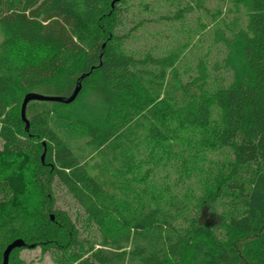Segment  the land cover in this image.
<instances>
[{"label":"trees","instance_id":"1","mask_svg":"<svg viewBox=\"0 0 264 264\" xmlns=\"http://www.w3.org/2000/svg\"><path fill=\"white\" fill-rule=\"evenodd\" d=\"M110 1L0 0V174L9 193L0 260L17 237L26 244L9 258L31 243L77 244L68 214L51 211L54 179L104 238L86 248L85 264H237L231 243L249 232L260 235L245 245V264H264V0H234L241 22H226L220 7L209 12L214 56L223 50L211 64V44L199 48L204 24L187 25L186 13H205L202 0L151 19L173 34L140 51L127 38L143 21L117 29L120 0ZM60 70L74 83L83 74L80 90L93 73L108 85L115 95L103 117L92 125L40 110L25 116V129L12 87ZM27 179L37 187L29 195ZM224 199L220 222L200 220L203 204Z\"/></svg>","mask_w":264,"mask_h":264},{"label":"rangeland","instance_id":"2","mask_svg":"<svg viewBox=\"0 0 264 264\" xmlns=\"http://www.w3.org/2000/svg\"><path fill=\"white\" fill-rule=\"evenodd\" d=\"M188 2H190V0H120L117 5L119 8L116 12V19L118 22L117 29L131 33L129 29L132 27V24L135 21L142 20V26L132 30L131 36H128L127 46H129L131 51H140L147 47H154V44H157L160 48L164 42L169 40V35H172L173 31L170 30V27H166V22H157L152 21L151 19L159 16V13L171 15L173 9H176L177 6L186 3L188 4ZM202 2L204 8H206L205 13H203V9L202 11L194 10L186 13V16L189 18L187 25H190L191 27H194V20L196 19L199 23L201 20V23L204 24L202 26L204 27V36L201 37V47H199L204 50L205 47L211 44V33L214 31L216 21L215 17L209 12L212 13L213 10L215 11L216 7H220L222 10L221 15L224 16L226 22H229L232 18L241 22L244 15L239 13L238 10H234L232 5L234 0H202ZM237 18H239V20ZM148 19L151 21H145ZM163 35L165 38H162ZM219 44L220 42H214L210 47H207L206 54L209 58L208 61L210 64L215 58H221L223 50H219L218 55L214 56L215 48L216 46H219ZM221 48H223V44H221ZM183 52L184 51L182 50V53ZM184 61L185 58H182L180 62L184 64ZM186 62H190L189 57H186ZM188 63L186 64L187 66H189ZM191 64H193V62H191ZM65 72L66 70H60L57 74L53 75L51 79L40 80L38 83L35 82L32 85L26 86L24 90L18 87H12L11 92L18 95V103L15 107L17 114H19V107H21L20 102L22 94H25L26 91L32 90L37 91V93H55L64 95L71 92V88L74 85V79H68ZM114 95V92L109 91L108 85H104V83L98 79L97 73H93L92 76L90 75L83 79L80 92L77 93L76 97L71 102L65 104L55 100L31 99L26 104L25 116H29L35 111L54 110L57 113L64 115V117H82L86 122L95 125L103 117L102 114ZM99 157H101L99 153H92L88 160L94 162V165H96ZM95 172H97V170H95ZM1 176L2 174H0V203L9 196L8 189L5 187ZM26 186L27 189L24 191L26 195L32 194L31 192H34V190L37 189L33 180L30 181L27 179ZM50 186L52 187L49 191L50 199H52L51 211L59 210L68 214L73 226H75L76 235L79 239L78 242H76L77 244L70 247L56 246L54 243L48 244L46 248H42L41 245H36L31 248L21 247L12 253L14 256L9 258L8 264H85L87 256L89 255V252L85 251L86 248L90 244L98 246V244L103 241L104 238H102L100 231L97 230L96 225L87 217V213L83 212L79 204L76 202V199L68 193L66 187L54 179H52ZM34 196L36 195L33 194L31 196V202L35 201L34 199L37 198ZM222 202H216L214 205L203 204V210H201L200 213V220L205 222L209 221L212 224L220 222V214L222 212H229V207L227 206L225 199L224 202ZM258 235H260V232H249L248 234L243 233L236 236L232 241L231 245L234 248V252L238 255L239 261L237 264L247 263V254L244 252L245 245L250 243V241L255 239ZM75 252H79L80 255H78V253L75 254ZM74 255L78 256L73 258Z\"/></svg>","mask_w":264,"mask_h":264},{"label":"water","instance_id":"3","mask_svg":"<svg viewBox=\"0 0 264 264\" xmlns=\"http://www.w3.org/2000/svg\"><path fill=\"white\" fill-rule=\"evenodd\" d=\"M114 1L117 2V0H111L110 1L111 6H112ZM83 76H84L83 74H80L79 77L75 79V83H74V86L72 88L73 90L68 95H66V97H64V95H59V94L50 95V94H44L41 92L37 93L36 91L26 92L22 96V99L20 102L21 107H19L20 117L24 120L23 121L24 122V128L27 129V120L28 119L25 118L24 111L26 108V102L28 100H30V99L50 100V101L56 100V101H62L64 103H67L74 98V96L76 95L77 92H79V90H80V79L83 78ZM43 154H44V147H43L41 154H40L41 161H43ZM52 216H53V214L50 213L49 218L52 219ZM24 244H26V242L23 241L22 238H20V237H17L16 239L13 238L7 244H5V246L2 250V253H1L2 258L0 260V264H7L8 258H9L8 254L13 247L16 248V247L22 246ZM32 246H33V243L28 245L29 248H31Z\"/></svg>","mask_w":264,"mask_h":264}]
</instances>
